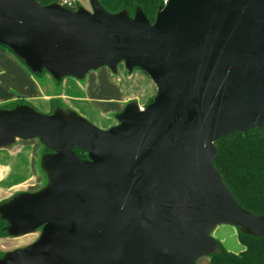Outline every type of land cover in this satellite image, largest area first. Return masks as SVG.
<instances>
[{
	"label": "water",
	"instance_id": "95a60500",
	"mask_svg": "<svg viewBox=\"0 0 264 264\" xmlns=\"http://www.w3.org/2000/svg\"><path fill=\"white\" fill-rule=\"evenodd\" d=\"M55 2L0 0V44L55 80L123 63L156 85L99 129L74 111L0 108V147L36 138L47 182L0 203L9 235L39 230L0 264H196L216 226L264 237L214 165L215 141L264 127V0H166L151 23ZM74 148L87 153L80 158Z\"/></svg>",
	"mask_w": 264,
	"mask_h": 264
},
{
	"label": "rangeland",
	"instance_id": "374dc122",
	"mask_svg": "<svg viewBox=\"0 0 264 264\" xmlns=\"http://www.w3.org/2000/svg\"><path fill=\"white\" fill-rule=\"evenodd\" d=\"M81 3L85 8L90 9L88 0H82ZM27 72L29 84L30 80L34 84L32 87L34 93L41 96L38 100L26 99L32 107L47 114L51 109L47 97H55L62 102L64 111H74L102 130L117 124L115 116L128 102L134 101L144 107L148 98L156 91V85L144 71L134 68L129 72L123 63L117 66L115 72L106 66H101L88 71L82 77L66 76L61 80H55L47 72L38 75L28 70ZM8 75L11 77V73L7 72L0 75L1 80L6 79L3 82L5 86L0 84L5 98L12 93L19 95L21 86L26 83L14 76L7 79ZM7 83L12 85L7 87ZM30 90L31 87L28 88V91ZM43 149L38 139L18 138L13 144L0 147V200L10 199L20 192L37 191L46 184L47 175L40 167ZM34 154L35 162H32ZM236 233V226L221 224L215 227L211 236L225 249L239 252L243 249V245L239 243ZM38 235L39 230H35L26 234H8L0 237V255L27 246ZM196 264H209V256L199 258Z\"/></svg>",
	"mask_w": 264,
	"mask_h": 264
},
{
	"label": "trees",
	"instance_id": "16d2710c",
	"mask_svg": "<svg viewBox=\"0 0 264 264\" xmlns=\"http://www.w3.org/2000/svg\"><path fill=\"white\" fill-rule=\"evenodd\" d=\"M40 4H49L53 0H36ZM100 5L109 12L126 10L133 15L139 7L152 23L159 7L166 0H98ZM0 49L13 54L24 67L33 74H44L46 71L33 72L9 48L0 44ZM61 80V79H60ZM150 96L146 104L151 102ZM17 104L32 106L26 99L16 100L0 105V108L10 109ZM145 104V105H146ZM50 112L55 107H62L60 100L50 99ZM34 108V107H33ZM217 155L214 165L222 180L231 190L239 204L250 212L264 216V127H256L248 131L235 132L215 141ZM43 152L50 151L43 146ZM74 152L80 158H86L87 153L79 148ZM6 199L0 200V203ZM7 222L0 217V237L8 235L5 227ZM237 229V239L243 245L239 252L225 249L217 240L220 252L209 255V264H264V237H254Z\"/></svg>",
	"mask_w": 264,
	"mask_h": 264
},
{
	"label": "crops",
	"instance_id": "0c3cea01",
	"mask_svg": "<svg viewBox=\"0 0 264 264\" xmlns=\"http://www.w3.org/2000/svg\"><path fill=\"white\" fill-rule=\"evenodd\" d=\"M4 72L11 73V77H9L10 75H8L7 79L12 78V76H14V77H18V78L24 80L26 83H24V85L21 86L22 89L19 92L20 94H23V96L20 94L15 95L14 93H12L14 95L10 94V96H7L6 98L2 94L3 93V87L0 86V105L6 104L8 102H12V101L16 100L17 98H24L27 100H38V98L41 97L38 94L34 93V90L32 88V87H34V84L31 83V80H30V84H29V74H28L26 68L24 67V65L13 54L0 49V75L3 74ZM4 80L6 81V79H4ZM4 80L0 79V84H3L5 86V84L3 83ZM13 80H14V78L12 79V81ZM8 84L9 83H7V87H10L12 85V84L11 85H8ZM29 87H31L30 91H28ZM27 92H29V93H27ZM45 97H47V96H45ZM47 98L49 99V103H50V99H52V97H47ZM138 106L142 107V104H139ZM33 139H36V138H33ZM31 161L35 162V154L32 155ZM39 182H41V181H39Z\"/></svg>",
	"mask_w": 264,
	"mask_h": 264
},
{
	"label": "built area",
	"instance_id": "2783aa9c",
	"mask_svg": "<svg viewBox=\"0 0 264 264\" xmlns=\"http://www.w3.org/2000/svg\"><path fill=\"white\" fill-rule=\"evenodd\" d=\"M53 2L69 9H76L78 6L82 5V0H53Z\"/></svg>",
	"mask_w": 264,
	"mask_h": 264
}]
</instances>
